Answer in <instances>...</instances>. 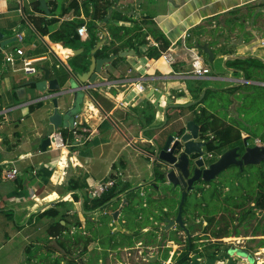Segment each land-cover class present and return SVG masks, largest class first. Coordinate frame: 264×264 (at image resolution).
<instances>
[{
    "label": "crops",
    "instance_id": "0c3cea01",
    "mask_svg": "<svg viewBox=\"0 0 264 264\" xmlns=\"http://www.w3.org/2000/svg\"><path fill=\"white\" fill-rule=\"evenodd\" d=\"M36 1L39 2L0 0V31L6 38L17 37L9 51L22 48L26 56L34 59L38 68L36 73L23 71L20 57L14 67L5 62L0 64V264L37 263L38 257L55 258L56 262L52 261V264H106L113 252L118 254L119 264H126L128 258L122 259V250H145L153 246L142 245L139 241L132 246L110 248V243L103 240L106 233L101 227L106 226L109 230L113 227L114 232L116 225L112 213L118 209V221L120 225L125 223L122 210L127 192L145 186L141 189L143 191L154 182L152 160L147 153L153 148L154 134L163 126H168L165 130L172 129L173 122L178 118L187 121L194 111L184 104L200 99L208 88L224 89L242 83L264 85L261 81L246 80L242 73L226 66V60L235 57L253 56L264 62V32H260L264 28L261 23L263 15L247 18L245 26L250 31V41L245 40L246 34L239 27L235 30L242 31L239 36H234L235 31L228 33L227 27L216 33L212 31L206 38V19L236 7H241L245 13L243 8L247 4L262 0H96L95 3L107 10H101L104 17L96 19L99 40L91 50L101 40L105 41L103 45L109 43V24L128 27L134 24L130 20L112 17L120 13L138 21L152 18L170 39L168 49L175 61L168 64L161 56L154 58L144 53L147 46L158 43L148 37L149 43L140 47V54L132 49L134 54L125 56L116 65H113V60L106 64L98 75L97 86L91 89L92 95H84L77 117L89 129L88 138L79 143L72 139L73 134L71 136L69 132L65 137L69 144L63 150H54L51 142L46 150L42 146L45 138L56 129L62 131L64 126L55 128L51 124L49 117L54 104L51 99H45L31 81L42 80L45 74L42 68L45 67L51 70L50 78H57L61 88L65 89L70 86V70L75 73L86 71L77 70L78 66L72 63L75 57L86 53V45L69 47L61 40H53L51 33L62 23L72 20H83L87 29L88 23L93 21L92 4L79 0L78 9L63 14L62 9L70 0H45L50 10L47 14L40 7V2L39 10L34 8ZM262 11L264 13V9ZM32 16L35 19L54 16L58 20L46 26L42 24L47 30L43 35L31 20ZM213 23L217 24L216 21ZM223 31L227 33L224 44L229 46L232 43L230 40L236 39L235 48H220L223 42L216 35ZM88 37L87 29L86 37L81 39L85 41ZM197 39H201V43L216 41L212 46L209 42L215 55L213 63L218 62L216 70L197 48ZM192 48L200 51L204 65L210 68L209 73L199 75L193 72ZM76 49L82 51L76 53ZM97 51L95 55L103 57ZM89 55L91 57V51ZM139 82L145 88L143 92L135 86ZM196 95H200L199 98H194ZM58 101L60 110L64 111L73 105L74 94L59 96ZM171 104H180L174 108L185 110L172 111L169 117L168 109L173 108ZM9 124H13L12 129L6 127ZM242 135L249 136L245 131ZM256 142L264 144L260 138ZM11 165L18 167L19 174L13 180H4L2 168ZM109 178L118 179V186L115 187L119 189V194L113 200L120 198L119 207L115 209L113 202L106 209H85V202L96 198L91 196L92 186ZM61 201H65L63 205H58L63 218L41 215ZM251 205L255 206V218L248 223V228L242 226V230L255 235L234 236L235 244L229 243L219 259L205 261L197 258L196 264H248L245 257L249 259V256L231 251L233 246L247 250L253 257L261 256L262 261L258 264L264 263V247L260 246L264 240V207L254 202ZM107 213L112 217L105 218ZM57 221L65 225L63 235L70 237L49 235V228ZM185 221L189 227L190 222ZM203 223L206 226L205 220ZM121 228L129 233L125 226ZM149 229L151 226L143 231ZM174 245L176 248L173 249ZM167 246L172 247L171 257L164 264H174L172 256L178 245L169 241ZM106 251L108 254L105 256ZM157 252L154 254L158 256ZM147 255L144 254V262L138 264L151 261L148 257L153 256L152 253Z\"/></svg>",
    "mask_w": 264,
    "mask_h": 264
},
{
    "label": "trees",
    "instance_id": "16d2710c",
    "mask_svg": "<svg viewBox=\"0 0 264 264\" xmlns=\"http://www.w3.org/2000/svg\"><path fill=\"white\" fill-rule=\"evenodd\" d=\"M86 1L92 4L93 17V21L88 23L87 27L89 32L88 39L83 41L78 33V27L85 25L83 20H72L62 23L59 29L51 33V37L53 40L63 41L69 47L86 45V53L75 57L72 63L78 66L76 68L77 70L87 71L90 64L89 54L91 48L99 40L97 36L99 28L96 24V19H102L104 13L102 14L101 10H107V8L105 6H99L95 3L96 0ZM79 4V0H70L67 7L62 9V13L69 12L72 9H78ZM34 8L39 10L38 1H36ZM89 8L90 4L87 6V10H89ZM243 9H246L245 13L241 7H236L226 13L209 17L205 22L212 24L213 21H216L217 24L213 29V33H216L218 29L223 30L227 27V31L229 30L232 32L239 27L244 34H246L245 40L250 41V31L246 30L245 22L247 18L264 15L262 11V9H264V0L249 3ZM224 14H227L229 17H226L224 24H221L220 18ZM112 17L122 21L130 20L134 22V24L131 27L109 24L111 40L108 44L103 45L101 50L97 51L99 56L107 57L125 49H133L137 54H140V47L149 43L148 37L158 42V46L152 44L147 46L144 53L149 57L159 58L162 52L166 51L171 45L170 39L165 32L157 26L152 18H144L142 21H138L132 19V17H129L127 14L120 13ZM31 20L37 29L44 35L47 30L42 24L46 26L47 24L56 22L58 18L53 16L51 18L45 17L35 19L34 16H32ZM197 40L199 43L202 42L201 39ZM209 42L211 46L216 44V41ZM189 44L193 43L190 42ZM200 51L205 54L202 50ZM124 58L125 57H118L114 59L112 62L113 65H116ZM226 66L228 68H233L237 73H242L246 80L264 82V62L256 57L229 58L226 60ZM199 96L200 95H196L194 98H199ZM209 97H211V100L206 105V100ZM197 107H199V109H197ZM189 109L194 111V120L201 125L203 137L208 140L213 137V140L207 145V151L219 155L233 146H243V131L249 134V140L251 136L256 134L255 129L258 127L264 129V85L242 83L224 89L208 88L205 91L204 97L199 102L191 105ZM181 110L184 111L185 109L181 107L169 108L168 115L170 117L172 111ZM258 112L262 114L259 116L257 115ZM62 132L66 138L69 132L72 136V130L69 131L68 128L62 127ZM254 138L260 137L255 136ZM260 139L264 142V135H262ZM244 171L245 168L240 170L239 174L244 173ZM154 176L155 179L152 185L148 186L143 191L133 188L127 192L126 202L122 210V219L126 222H121V226H125L129 233L123 231L112 232V227L103 238L105 242L108 241L110 243V248L132 246L135 242L140 241L142 245H151L156 247L158 251V257L155 260L149 261L147 264H164V262L171 257L170 252L172 250V247L167 246V243L173 241L179 245L183 244V247L178 249L172 256L174 264H196L195 260L197 258L205 257L206 259L212 260L219 259L222 255L223 246L225 244L223 239L225 237L255 235V233L250 234L248 231H243L242 226L248 228V223L255 218V206L251 205L252 202H254L255 205L264 207V170L261 171L260 180L257 182V188L252 194H250L247 189L243 190L242 195L238 193L239 191L228 192L229 190L226 186L225 188L228 190L226 194H223L225 193L224 190H214L211 192V198L216 200L217 208L214 211H209V202L204 199L201 205L206 208V211H202L204 212L203 214H201L200 211H196L197 215L193 217V220L197 223L198 218L203 217L207 224L202 228L195 224L196 227L193 230L191 229L192 235L190 237H188L187 233H185L184 229L180 226L166 231L164 226L161 225V223H166L168 219L176 217L178 213L176 209L177 199L174 200V205L169 203L168 205H163L161 208L157 207L155 204L156 201L163 197L165 198V196L176 198V192H180L181 197V191L179 188L171 186L172 188L163 193L161 188L168 187V185L165 184L163 174L156 169L154 171ZM211 183L212 181L205 182V184L209 185L205 187L209 188ZM201 190L207 189L202 188ZM140 191H142V193ZM165 193L167 195H165ZM190 193L187 194L183 206L184 217L186 216L185 213L188 211L187 206H189L188 200L190 198ZM118 194L119 189L117 190V187H113L100 197L89 199L88 202H85V209H106L110 207V204L113 202L116 204V209L120 205V198L118 197L116 200L113 199L117 197ZM141 195H145V198L141 197L138 203L135 202L137 197ZM64 202L65 201L58 202L54 207L44 210L41 215L63 218V213L58 205H63ZM165 207L167 209H165ZM69 209L70 208H68V210ZM104 217L109 218L112 216L107 213ZM148 226H151V229L143 231V229ZM64 231L65 225H62L61 221H57L49 228V235L55 237L62 236ZM260 246L264 247V240L261 241ZM143 253L147 255V249H145ZM106 254H108L107 251L104 252L105 256Z\"/></svg>",
    "mask_w": 264,
    "mask_h": 264
},
{
    "label": "water",
    "instance_id": "95a60500",
    "mask_svg": "<svg viewBox=\"0 0 264 264\" xmlns=\"http://www.w3.org/2000/svg\"><path fill=\"white\" fill-rule=\"evenodd\" d=\"M39 2L40 7L49 14L50 10L46 1L39 0ZM16 40L17 37L6 38L4 33L0 31V53L7 45ZM104 42L103 40L99 41L91 50L90 64L87 71L75 73L70 70L71 80L68 88L62 89L59 80L57 78H50L51 70L45 67L42 68L45 73L44 78L39 81H31V83L36 84L37 89L43 93L45 99L52 100L54 110L49 120L55 128L61 126L73 127L75 117L81 111L84 95H92L91 89L97 86L98 75L106 64L118 57L134 54V51L129 49L107 57H97L95 52ZM196 46L206 54L209 62H213L215 55L209 42L197 43ZM74 51L79 53L82 49ZM66 93L74 94L73 105L61 111L58 97ZM203 97L204 95L198 100L184 104V106L190 107L199 102ZM170 106L178 107L180 104H171ZM167 121L168 118L166 117V123ZM173 125L174 127L170 130H165L168 126L159 128L152 138L153 148L147 153L152 160L153 171L158 169L163 174L166 185L177 187L181 191L178 213L175 218H170L166 221L164 229L169 231L180 226L190 237L192 234L187 227L183 215V206L187 194L192 192L201 181L211 182L215 180L217 175L228 167L236 165L244 169L246 165L260 164L264 161V144L258 142L251 144L248 136H246L243 138V146L236 145L228 148L217 155L215 160L208 162L203 156L208 152L207 145L213 140V137L209 140L203 137L202 127L195 122L194 114H191L187 121H184L182 118L176 119ZM50 142L51 137L44 139L42 146L45 150ZM119 214L120 209L112 213L116 225L114 232L123 231L118 221ZM233 250L240 254L248 255L250 260H254V257L247 250L239 249L235 246L232 247L231 251ZM157 257V255L149 256L148 259L155 260Z\"/></svg>",
    "mask_w": 264,
    "mask_h": 264
},
{
    "label": "rangeland",
    "instance_id": "374dc122",
    "mask_svg": "<svg viewBox=\"0 0 264 264\" xmlns=\"http://www.w3.org/2000/svg\"><path fill=\"white\" fill-rule=\"evenodd\" d=\"M226 17H229V16H227V14H224L220 18L221 24H224ZM261 18H262L261 23L264 26V15ZM204 25L206 26V30H207L205 33V37L208 38L210 36V33H212V31L215 27L214 25H216V24L215 23L209 24V23L205 22ZM210 26H212V27H210ZM220 30L221 29H218L216 32H219ZM235 32L233 33V34H235L234 36H237V35L239 36V33L240 32L242 33V31H235ZM260 32H264V28L261 29ZM228 33H231V32L228 30ZM226 34L227 33L225 31H223L222 34L220 33V34L216 35V37L220 40V42H223L224 38L226 37ZM230 41H232V43L229 46H227V44H224V42H223V44L220 46V48L222 50L226 49L227 47H230L232 49L235 48V43H237V40L233 39ZM13 44H15V43H11L9 46L7 45L4 49V51H2L0 53V64L4 63L5 52H8L10 47ZM203 55H204L205 59H207V56L205 54H203ZM210 63L212 65V68L214 70H216L218 67V62L217 63L216 62H214V63L210 62ZM1 79H2V77L0 78V81H2ZM210 100H211V97H209L206 100L207 102L205 104L210 102ZM220 114H222V113H220ZM261 114L262 113H259V112L257 113V115H259V116ZM6 127L12 129L13 124L6 125ZM3 130H4V128H3ZM255 131H256V134L251 136V138L249 139L250 142H256L257 138H254L255 136H258L261 138V136L264 135V129L262 127H258L257 129H255ZM244 168H245L244 173L239 174V171L242 170L240 167H237V166L228 167L227 169H225L224 171H222L220 174L217 175L215 180H213L212 183L210 184L211 186L209 188L205 187V183L204 184L199 183L195 186V189L190 193V196H189L190 198L188 200L189 206H187L188 211H187V213H185L186 214L185 218H187V221L190 222L188 225L189 226L188 228L193 230L196 227L195 224L199 225L201 228L204 226L203 217L198 218L197 223L194 222V220H193V217L195 215H197L196 211H200L201 214L204 213L202 211H206V208L201 205L202 202L204 201V199H206L207 202H209V206H208L209 211H214L217 208L216 200L214 198H211V192H213L214 190H219V191L224 190L225 193H223V194H226L228 192H236V191L238 192L239 191L238 193H240L241 195H242V192L244 189H247V191L250 194H252L256 190L257 182L260 180L261 171L264 170V161L261 162L260 164L246 165ZM225 186L228 188L229 191L227 190V188H225ZM142 187L144 188L145 186H138L136 188L142 189ZM170 188H172V187L168 186L166 188H161V190L164 193V192H167L168 189H170ZM202 188H204V189L206 188L207 190H201ZM137 191H139V190H137ZM226 191H228V192H226ZM140 192L142 193V191H140ZM165 195H167V194L165 193ZM141 197L145 198V195L138 196L135 202L138 203L141 200ZM175 197L176 198H170L169 196H165V198L163 197L162 199L156 201L155 204L157 205V207L161 208L163 205H168L169 203H171V205H174V200L177 199L176 209L178 210V207L180 204L179 201H181L180 192H176ZM102 218H103V215L101 216V219ZM101 229H102L104 234L108 233V231H109V229L106 226L101 227ZM40 232L41 231H39V233ZM63 237H70V235H68V236L62 235L61 238H63ZM230 237H231L230 239H223V241L225 242V244L223 246V250L227 249L229 243L235 244L236 241L234 240L235 239L234 236H230ZM225 238H227V237H225ZM228 240H231V241L227 242ZM126 242H129V241H126ZM177 245H178L177 249H181L183 247V244L180 246H179V244H177ZM174 248H176L175 245L173 246V249ZM146 249H147V252L150 254L152 253L153 256L156 254L155 253L157 251L156 247L146 248ZM142 250H144V249L134 248L132 250H122V252L120 253L121 254L120 256L122 257L123 260L125 257L128 258V259H126V264H136V263L138 264L140 262H144L143 261L144 253H142V254L140 253V251H142ZM130 251H131V253H129ZM117 255L118 254L113 252L112 256H110L108 260L106 259L107 260L106 264H119V260L117 259ZM202 259H204L206 261L205 257H203ZM37 261H38L37 263H30V264H52V261L56 262V259L52 258V257L51 258L38 257ZM57 262L60 263V258L57 259Z\"/></svg>",
    "mask_w": 264,
    "mask_h": 264
},
{
    "label": "built area",
    "instance_id": "2783aa9c",
    "mask_svg": "<svg viewBox=\"0 0 264 264\" xmlns=\"http://www.w3.org/2000/svg\"><path fill=\"white\" fill-rule=\"evenodd\" d=\"M78 33L81 37H86L87 35V29L85 25H81L78 27ZM154 45L158 46V43H154ZM4 51V49H3ZM192 66H193V72L199 75H204L210 72V68L206 67L203 63V56L201 55L200 51L197 48H192ZM20 57L21 62V68L23 71L27 73H36L38 71L37 66H35V61L32 59V57L26 56L25 51L22 48H16L15 50H11L8 52H5L4 55V62L12 67L16 66L18 64V58ZM161 57L168 63L173 64L174 63V56L171 54L170 50L167 49L166 51H163L161 54ZM138 91L143 92L144 86L142 83H136L135 84ZM79 116V113L76 115L75 120L73 122V127L71 128L72 134H73V140L79 143H83L88 138L87 132H89V129L85 127V125L80 122L77 117ZM2 127V122L0 121V129ZM51 145L54 150H63L64 148L68 147V141L63 135V132L59 129L54 130L51 135ZM204 159L208 162H211L217 158V155L213 152H206V154L203 156ZM19 174V169L15 165L11 166H4L2 168L1 176L4 180H13L15 179ZM118 186V179L115 178H109L106 180H101L97 182L95 185L91 188V196L93 197H100L103 195V193L109 191L111 188ZM245 260L248 262V264H258L260 261H262L261 256L255 255L254 260H249L247 257H245Z\"/></svg>",
    "mask_w": 264,
    "mask_h": 264
},
{
    "label": "flooded vegetation",
    "instance_id": "af4514ba",
    "mask_svg": "<svg viewBox=\"0 0 264 264\" xmlns=\"http://www.w3.org/2000/svg\"><path fill=\"white\" fill-rule=\"evenodd\" d=\"M202 184H204L205 182L204 181H201ZM205 186H209L208 184H205Z\"/></svg>",
    "mask_w": 264,
    "mask_h": 264
},
{
    "label": "bare ground",
    "instance_id": "6f19581e",
    "mask_svg": "<svg viewBox=\"0 0 264 264\" xmlns=\"http://www.w3.org/2000/svg\"><path fill=\"white\" fill-rule=\"evenodd\" d=\"M184 35V34H183ZM186 35V34H185Z\"/></svg>",
    "mask_w": 264,
    "mask_h": 264
}]
</instances>
